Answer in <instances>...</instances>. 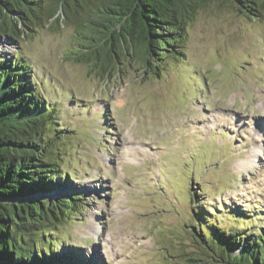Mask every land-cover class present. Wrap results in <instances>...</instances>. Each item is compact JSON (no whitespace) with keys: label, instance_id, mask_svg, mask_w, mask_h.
Instances as JSON below:
<instances>
[{"label":"rangeland","instance_id":"obj_1","mask_svg":"<svg viewBox=\"0 0 264 264\" xmlns=\"http://www.w3.org/2000/svg\"><path fill=\"white\" fill-rule=\"evenodd\" d=\"M78 40L60 21L0 37V56L21 55L63 139V177L32 197L79 202L50 233L58 262L204 264L198 207L237 237L264 230V16L214 2L179 58L148 70L127 60L106 80L75 60Z\"/></svg>","mask_w":264,"mask_h":264},{"label":"trees","instance_id":"obj_2","mask_svg":"<svg viewBox=\"0 0 264 264\" xmlns=\"http://www.w3.org/2000/svg\"><path fill=\"white\" fill-rule=\"evenodd\" d=\"M214 2L254 18L264 16V0H0V37L18 42L54 22L74 26L79 36L75 60L106 80L127 60L148 70L153 58H179L188 25ZM31 77L21 55L13 60L0 56V264H66L54 255L58 245L50 233L67 224L79 202L74 197L32 199L53 191L63 168L53 108ZM197 212L204 219L192 232L208 254L206 262L264 264V230L237 237L216 223L210 227L207 214L199 207Z\"/></svg>","mask_w":264,"mask_h":264}]
</instances>
